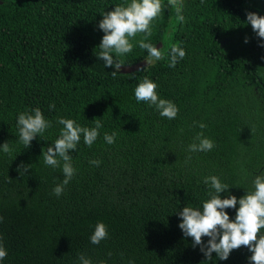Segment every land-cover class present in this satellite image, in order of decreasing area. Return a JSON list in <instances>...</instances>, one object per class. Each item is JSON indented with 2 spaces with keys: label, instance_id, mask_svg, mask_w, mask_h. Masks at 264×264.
Returning <instances> with one entry per match:
<instances>
[{
  "label": "trees",
  "instance_id": "obj_1",
  "mask_svg": "<svg viewBox=\"0 0 264 264\" xmlns=\"http://www.w3.org/2000/svg\"><path fill=\"white\" fill-rule=\"evenodd\" d=\"M120 2L0 0V142L19 151L12 160L0 154L4 264H74L78 253L93 264H127L129 258L134 264H251L246 246L226 260L213 253L204 261L171 211L205 198L204 176H219L240 197L264 172V38L246 22L249 11L264 14V0H181L182 22L169 0H161L149 41L161 42L164 58L113 78L95 53L103 35L100 12ZM173 44L186 54L170 68ZM145 55L134 46L125 63ZM144 76L175 103L174 119L135 100L133 88ZM33 107L53 127L47 140L37 137L23 148L15 118ZM59 116L86 126L101 119L103 128L91 147L81 139L71 150L76 173L56 197L51 190L62 172L45 166L40 154L56 137ZM112 131L117 137L109 145L103 133ZM197 132L214 141L211 151L187 152ZM22 163L26 173L17 171ZM226 211L231 219L234 209ZM98 220L108 236L92 244L88 237Z\"/></svg>",
  "mask_w": 264,
  "mask_h": 264
},
{
  "label": "clouds",
  "instance_id": "obj_2",
  "mask_svg": "<svg viewBox=\"0 0 264 264\" xmlns=\"http://www.w3.org/2000/svg\"><path fill=\"white\" fill-rule=\"evenodd\" d=\"M169 5L175 7L177 19L182 22L184 17L181 14V0H169ZM163 7L161 0H122L113 4L110 10L100 12L102 18L98 21V27L103 35L97 45L98 51L95 56L103 62L104 69L106 67L112 69L109 73L113 78L120 73L121 66L127 64L125 57L132 53L134 46L146 52L142 70L164 58L165 53L161 48L149 41L152 35V22L160 16ZM246 22L251 25L258 37L264 38V14L258 15L254 11H249L246 13ZM138 34L140 38L136 39ZM185 54L182 46L173 44L167 51L168 67H175ZM137 71L141 69L138 68ZM157 87L154 80L148 76L142 77L133 88L135 100L154 107L161 117L174 119L178 112L177 106L173 101L160 97L156 91ZM53 107L54 105H49V108ZM55 123L59 126L57 135L54 139L48 140L50 144L41 148L40 156L43 157L45 166L53 169L59 167L62 172L63 179L51 190L52 194L59 197L76 173L71 150L77 149L81 139L84 145L91 147L101 134L103 123L101 119H92V126H86L63 116L57 117ZM194 123L200 129L206 127L203 122ZM15 126L19 143L23 148H28L37 137L47 140V131L53 124L39 107H33L17 113ZM116 137V131L103 133V139L109 145L115 143ZM214 146L211 138L205 136L203 132H197L192 142L187 145V152H209ZM18 152L8 140L0 142V154H8L12 160ZM89 163L99 165L100 160L91 159ZM28 169L27 164L22 163L17 171L26 173ZM203 183L206 186L205 198L196 205L184 204L179 210L176 208L171 211L179 217L178 227L182 235L191 238L193 247L199 246L206 262L212 259L213 253L218 260L223 261L233 249L246 246L251 253L247 257L251 264H264V172L253 176L249 188L245 189L240 197L231 194L229 188L232 185L223 182L217 175L204 176ZM222 192L225 193L223 197ZM226 209H234L231 219ZM2 219L0 217V220ZM107 236V226L98 220L88 239L92 244H99ZM202 237L207 239L202 241ZM7 255V248L0 242V264H4ZM74 264L93 262L85 254L78 253ZM99 264L104 262L101 261ZM127 264H134V260L129 258Z\"/></svg>",
  "mask_w": 264,
  "mask_h": 264
},
{
  "label": "water",
  "instance_id": "obj_3",
  "mask_svg": "<svg viewBox=\"0 0 264 264\" xmlns=\"http://www.w3.org/2000/svg\"><path fill=\"white\" fill-rule=\"evenodd\" d=\"M161 42L157 43V47H160ZM145 65V60H141V61H137L135 63L132 64H124L121 66L120 72L122 73H127V72H131L133 70H137L138 68L142 67Z\"/></svg>",
  "mask_w": 264,
  "mask_h": 264
}]
</instances>
